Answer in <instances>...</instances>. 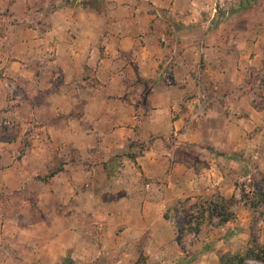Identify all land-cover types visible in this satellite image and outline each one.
I'll return each mask as SVG.
<instances>
[{"label":"crops","instance_id":"0c3cea01","mask_svg":"<svg viewBox=\"0 0 264 264\" xmlns=\"http://www.w3.org/2000/svg\"><path fill=\"white\" fill-rule=\"evenodd\" d=\"M80 1L0 0V81L19 77L30 84L22 103L50 136L49 144L38 140L27 151L15 185L3 178L0 185L28 193L29 178L49 173L47 161L53 167L63 161L64 169L53 170L39 190L44 197L37 193L36 211L74 219L75 212L100 210L111 224L116 264H135L141 254L150 264H184L167 204L235 192L229 177L237 150L264 167V35L254 41L247 21L239 33L227 18L237 7L222 10L223 0H104V8ZM261 78L256 94L259 85H252ZM151 135L147 149L128 157L133 142ZM33 159L41 163L31 165ZM97 167L113 181L96 189ZM18 171L14 166L6 175ZM12 225L0 217L5 235L15 236ZM58 232L17 243L16 264L91 258L82 228L73 223ZM104 243L102 249L110 245ZM3 255L0 264H9L13 257Z\"/></svg>","mask_w":264,"mask_h":264},{"label":"rangeland","instance_id":"374dc122","mask_svg":"<svg viewBox=\"0 0 264 264\" xmlns=\"http://www.w3.org/2000/svg\"><path fill=\"white\" fill-rule=\"evenodd\" d=\"M104 2V0H81L80 4H82L83 7L104 8ZM231 2L233 4L230 6L226 0H223L222 10L226 9L228 11L234 9L235 6L237 7V10H235L236 14L227 16L228 19L232 18V20L235 21L232 26L238 28L240 30L239 33H241L244 27H248L245 23V21H247L251 29L249 34L254 38V41L259 34L264 35V26L262 27V23L264 24V0H233ZM216 4L219 6L218 2H216ZM56 6L57 4L47 7L45 13L52 11ZM7 76L8 75H5V77ZM11 78L14 79V83L8 80L5 83H3L4 80L0 81V178H3L5 184L9 181L10 185H15V181L18 179L17 176H19L24 169H22V166L24 167L27 165V159L26 161L23 159L27 151L36 148L38 140H43L49 144L48 141L50 136L47 135L46 131L42 128L41 120L39 121L34 114H28V112H26V107L22 103L21 96L26 93L30 84L22 82L19 77ZM32 85L35 86V81H33ZM257 85H259L260 89L255 90V93L260 94L261 88L263 87V78H261L259 84H253L252 88ZM31 101L33 103L35 97H33ZM220 101L223 100L220 99ZM143 142H145V145H148V142ZM51 150V147H42L40 149V151H46L47 153H51ZM133 150L135 153L142 152V148L138 146ZM34 155L39 156L36 153H34ZM222 155L225 161L229 160V156L226 153H222ZM251 155L249 154V157L246 156L244 149L231 153V159L235 157L236 160V165L233 166L235 171L233 174H230L229 177L231 181L230 184L232 187L235 186V192L232 194L224 195L222 191L216 190L209 194L188 196L193 197V199L189 203L179 205L178 207L174 206H177L176 204L179 200L186 199L187 197L173 200L167 204L166 210L173 207L170 210V216L172 217L171 221L176 229L177 235L175 221L184 223L187 220L191 222V226L195 225L197 221L200 220L198 218V209L200 206L206 205V201L218 199L219 197L225 199L236 197V203L230 207V211L234 213L235 217L221 224L219 223L218 217L206 215L202 220L203 223L199 233L188 231L182 243H178L175 238L182 252V263L219 264L220 257L224 253L244 252L254 244L264 245V204L257 203L255 207L249 204V202H253L252 200L255 196L254 191H256L257 186L263 184L264 167H261L263 164H261L260 160L251 159ZM30 163L36 166L41 162L39 161L38 163L33 159ZM30 163L28 162V165H30ZM63 163L62 161L57 167H53V165L49 164L47 161V165L49 166L47 171L49 173H38V175H36L35 178L41 177L42 180L40 181H42V183L35 180V178H29V181L26 183L28 186V193L21 194L19 189L8 190L4 189V187L2 188L0 185L2 189V195L0 196V217L4 220L8 217L9 221H13L12 231L15 234V236L5 235L3 227L0 228V243L4 245L5 249V252L0 253V255L3 257V254L9 253L7 257H13L9 264H12V262H14V264L18 263V260H14L16 256L15 251L19 249L17 243H20L21 240L31 242L46 240L56 235V233H59L58 231H63V229H66V227L73 223L84 230L88 243L87 249L92 252L91 258H80L77 264H116L119 251L112 242L113 235L109 228L111 224L107 223V220L100 218V210L99 212H95L94 210L89 212L78 211L72 215L74 219H64L62 214L59 215V213L54 210H43L38 212L35 207H32V205H36L37 203V196H41V194L38 193L39 190L45 186V183L50 181L51 172H53V170L64 169ZM114 165L115 164H112L111 167H114ZM14 166H17L19 171L16 172L13 177H9L6 174L8 170ZM115 171H113V173H116ZM95 174L94 188L96 189L100 188L99 183L109 184V181H111V183L113 181V179L110 180L109 175L102 178L101 169L99 167L96 168ZM82 187L86 189L88 184L84 183ZM43 197L44 195L41 196V199ZM26 203L30 204L29 209L26 207ZM50 204H52V202H50ZM50 204L48 206H52ZM112 213H114V219L112 220L115 224L117 222L118 212L115 211ZM107 240L110 245L102 249V247L106 245L104 241L106 242ZM35 244L34 242L30 245H23L21 250L33 249L35 248ZM67 258H69V255L62 259V264H74L68 262ZM22 261L30 263L32 260L30 258ZM147 261L148 257L141 254L136 262L140 264H150ZM0 263H2L1 259ZM35 263L36 261L33 264ZM42 264L52 263L46 261ZM151 264L174 263H164V261L155 259ZM247 264H264V262L252 259L248 261Z\"/></svg>","mask_w":264,"mask_h":264},{"label":"trees","instance_id":"16d2710c","mask_svg":"<svg viewBox=\"0 0 264 264\" xmlns=\"http://www.w3.org/2000/svg\"><path fill=\"white\" fill-rule=\"evenodd\" d=\"M154 139H155L154 136L151 135V137L148 141V145H145V142H139V140H136L135 142H133L131 144V147H133V146H134V148L137 146L141 147L142 148L141 151L143 152L145 149H147L150 146V144L154 141ZM142 152H139V153L128 152L126 154L128 155V157L135 160L137 155L142 153ZM115 170H116V167H112L111 172L114 175H115V173H113V171H115ZM254 193H255V196H254V199L252 200L253 202H249V204L252 207H255L257 203L258 204H264V181H263L262 185L259 184L257 186V189H256V191H254ZM1 195H2V193L0 191V196ZM192 199H193V197H187L186 199L179 200L176 204L177 206H174V207H178L179 205L189 203ZM205 203H206V205H202L198 209V218L200 220L197 221V223L195 225L191 226V222H189L187 220L184 223L175 221L176 226H177L176 240L178 243H182V241H183V239L186 236L188 231L199 233L201 230V225L203 223L202 220L206 217V215L218 217L219 223H221V224H224L227 221H229L230 219H232L233 217H235L234 213H232L230 211V207L234 203H236V197H233L231 199H225L223 197H219L218 199L208 200ZM172 208H168L165 212V217L167 219L172 218L170 216V210ZM67 259H68V262L73 263L70 260V258H67ZM252 259H256V260H260V261L264 262V245L254 244L252 247H250L249 249H247L244 252L237 251V252L224 253L220 257L219 264H247L248 261H250ZM135 264H140V263L136 262Z\"/></svg>","mask_w":264,"mask_h":264}]
</instances>
